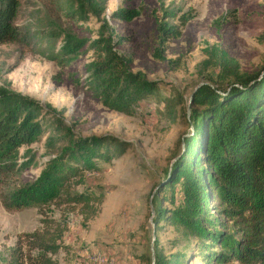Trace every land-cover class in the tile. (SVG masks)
Returning a JSON list of instances; mask_svg holds the SVG:
<instances>
[{"label": "rangeland", "instance_id": "374dc122", "mask_svg": "<svg viewBox=\"0 0 264 264\" xmlns=\"http://www.w3.org/2000/svg\"><path fill=\"white\" fill-rule=\"evenodd\" d=\"M97 1L102 13L80 20L70 0H19L13 26L20 40L0 46V88L42 107V132L34 143L17 149L14 162L28 168L16 167L0 191L33 181L60 148L79 137L109 135L128 146L109 162L96 161L93 171L81 173V182L71 185L72 192L90 196L92 215L84 217L87 212L78 205L9 211L0 203V264L16 235L40 228L42 218L62 226L56 264H151L154 239L166 259L182 255L180 264H205L198 240L179 226H155L153 208L171 210L179 203L178 193L170 197L158 189L190 130L191 93L203 84L222 82L220 53L236 63L238 73H255L264 65V0ZM117 10L135 11L138 17L113 19ZM164 11L176 15L165 20L168 25H177L179 16L188 20L158 62L151 52L156 19ZM103 22L120 37L116 49L130 58L129 69L158 82L159 91L140 102L131 116L102 107L86 83L85 65L103 56L89 47ZM63 33L85 44L60 58ZM217 202L209 198L213 218H219Z\"/></svg>", "mask_w": 264, "mask_h": 264}, {"label": "trees", "instance_id": "16d2710c", "mask_svg": "<svg viewBox=\"0 0 264 264\" xmlns=\"http://www.w3.org/2000/svg\"><path fill=\"white\" fill-rule=\"evenodd\" d=\"M78 19L97 18L102 6L97 0H70ZM160 1V0H158ZM161 4V3H160ZM19 0H0V46L18 43L13 26ZM163 12L156 19L154 61L163 62L166 44L180 37L188 18ZM113 19L130 22L138 17L131 10H117ZM120 37L106 23L89 47L103 56L85 65L86 83L102 107L133 115L138 104L159 91L158 82L129 69L131 60L116 47ZM60 58L76 54L85 42L62 34ZM221 81L197 87L189 98L190 130L181 139L182 147L158 190L178 193L179 203L166 210L153 208V224L179 226L198 240V253L205 264H264V65L255 73H238L234 61L220 53ZM230 76V80H225ZM42 107L34 100L0 88V185L16 167L15 153L29 146L42 132ZM128 144L109 135L79 137L48 160L37 177L15 189L0 191V203L9 211L52 204L78 205L92 215L87 193L70 190L81 182L79 175L95 169V162H109L121 155ZM177 190V191H176ZM217 199L219 218L210 213L209 198ZM216 211V210H215ZM90 213V214H89ZM40 228L17 234L13 246L5 250L3 264H56L62 226L42 218ZM153 240L152 264H180L182 255L163 257Z\"/></svg>", "mask_w": 264, "mask_h": 264}, {"label": "water", "instance_id": "95a60500", "mask_svg": "<svg viewBox=\"0 0 264 264\" xmlns=\"http://www.w3.org/2000/svg\"><path fill=\"white\" fill-rule=\"evenodd\" d=\"M151 213H152V210H151ZM152 260H153V256H152V253H151V264H152Z\"/></svg>", "mask_w": 264, "mask_h": 264}]
</instances>
